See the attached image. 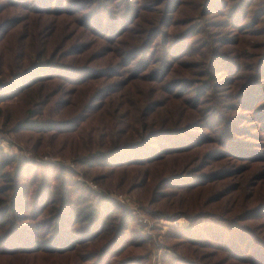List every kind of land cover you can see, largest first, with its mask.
I'll use <instances>...</instances> for the list:
<instances>
[{"label": "trees", "instance_id": "trees-1", "mask_svg": "<svg viewBox=\"0 0 264 264\" xmlns=\"http://www.w3.org/2000/svg\"><path fill=\"white\" fill-rule=\"evenodd\" d=\"M0 124L79 168L0 145L1 256L144 264L126 190L164 264H264V0H0Z\"/></svg>", "mask_w": 264, "mask_h": 264}, {"label": "rangeland", "instance_id": "rangeland-1", "mask_svg": "<svg viewBox=\"0 0 264 264\" xmlns=\"http://www.w3.org/2000/svg\"><path fill=\"white\" fill-rule=\"evenodd\" d=\"M32 23H33V26L34 25L37 26L34 22ZM62 30H63V24L61 22H57V24L52 28L53 35L60 37L62 35ZM18 34L20 35V38L25 35L24 25H22ZM86 39H87L86 43H90L91 41H93L92 35H87ZM36 40L39 41V38H36ZM15 41L18 42L17 38H14V42ZM15 43L11 45H15ZM104 50L105 49L103 50L101 49L99 51L92 52L91 54L92 56L90 57V59H94L96 60V62H99L98 58L101 53L103 54ZM13 104H15V102L11 103V105ZM254 126L255 125H249L248 131L249 130L252 131L253 130L252 128ZM0 130H1L0 145L2 146L5 152H18V153H22L27 158H32L37 161L57 162V163L64 164L65 166H68L74 170H77V171L79 170V168L76 166L75 162L73 161L74 156H71V157L64 156L60 153H57V150L54 152L52 148H48L44 152L34 154L30 151V149L25 144V141L23 139L17 138L16 136L10 134L9 132H7V129H5L6 130L5 132L4 129H2L1 124H0ZM253 132L255 135L257 134L255 131ZM255 146H258V148L261 150L262 149L261 146H263V144H256ZM77 179L81 181L84 180L82 175H78ZM89 182L90 181H88V184H91V182L90 183ZM92 185H95V184H92ZM94 188H96V185ZM112 195L116 199L118 195H122L123 197L129 198V201H128L129 203H124L125 201L121 202L118 199L117 200L120 203L128 206L129 208L137 210V213L134 215L138 217L137 219H138L140 228L142 229L144 234H147L151 238V242H148V245H147L148 253L146 254V260L144 261V264H164L162 261V255L164 254V252L170 251V250L162 246L163 241L160 235L163 234L169 227L188 224L190 222V218H187L183 214L177 217H173V218L166 217L167 219L163 217L157 220V224H156V222L153 219H151L149 216H146V214L142 212V209L147 206V202L144 199L139 198L135 194L127 192L126 190L114 191L112 192ZM155 226H159V228H156ZM207 252L208 251H205V250H197L196 253L200 255L203 253L207 254ZM222 254L223 253H221V255L218 257H213L212 259H210L211 261H209V264H212V263L213 264L214 263L215 264H231L230 260L226 261V259L221 257L223 256ZM188 256H189V259L191 260L196 258L195 257L196 255L191 252H188ZM19 257L20 256L18 255H8L7 253L3 256L0 255V264H13V263L14 264H63L65 260L64 257L58 258L54 254L43 253V254H38L37 257L35 258H33L32 256H28L27 258L20 260L19 261L20 263H19L18 261H16ZM198 258L195 260L198 261Z\"/></svg>", "mask_w": 264, "mask_h": 264}, {"label": "built area", "instance_id": "built-area-1", "mask_svg": "<svg viewBox=\"0 0 264 264\" xmlns=\"http://www.w3.org/2000/svg\"><path fill=\"white\" fill-rule=\"evenodd\" d=\"M92 187H95V185H92ZM117 197V196H116ZM117 199L119 200V201H121V202H124V203H129L128 201H129V198H127V197H123L122 195H118V197H117ZM133 210V213L134 214H136L137 213V210H135V209H132ZM174 223H176V222H174Z\"/></svg>", "mask_w": 264, "mask_h": 264}]
</instances>
